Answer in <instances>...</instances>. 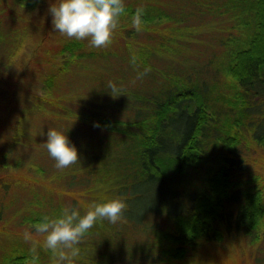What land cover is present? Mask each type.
I'll use <instances>...</instances> for the list:
<instances>
[{"label":"rangeland","instance_id":"374dc122","mask_svg":"<svg viewBox=\"0 0 264 264\" xmlns=\"http://www.w3.org/2000/svg\"><path fill=\"white\" fill-rule=\"evenodd\" d=\"M24 1L0 0V153L10 150L7 144L13 133L19 141L0 163V264L2 254L16 244L33 246L23 239V233L29 230L28 225L23 226V216L51 217L66 206L77 207L83 215L93 203L118 198L109 179L98 182L100 170L113 164L109 152L118 139L105 132L111 130L100 119L132 117L129 95L153 93L162 82L161 73L180 74L182 69L202 65L211 55L213 58L215 53L219 54L224 28L234 21L228 17L231 12L218 14V5L223 7L224 0H144L143 4L128 0L125 3L134 8L150 1L153 8L155 5L165 15L143 22L142 30L137 32L131 23L133 15L126 13L110 46L92 48L87 40L80 41L84 46L77 52H83L84 56L73 59L68 51L59 52L63 44L75 39L53 29L48 12L50 0L33 4ZM205 2L214 12H205L200 5ZM153 13L148 12L149 16ZM133 55L145 65L134 66ZM147 67L151 71L137 79L138 72ZM217 67L215 60L210 72L215 73ZM51 77L49 87L46 80ZM221 77L216 73V80ZM110 81L118 89L113 95L107 87ZM206 82L210 84L209 80ZM144 106L149 110V104ZM184 126L181 122V127ZM50 128L68 136L78 151L79 162L63 170L55 167L54 159L43 146ZM104 149L108 152L106 159ZM236 153L248 171L240 175V182L258 179L264 183V146L250 143ZM90 155H100L101 159L92 162ZM5 161L7 166L3 167ZM134 199H131L133 210L151 202L147 196ZM167 220L163 216H148L142 220L145 225L142 227L158 224L166 228ZM102 221L99 231L96 228L84 236L74 264H82L86 256L94 254L97 243L104 247L108 238L113 242L118 233L121 236L118 240L127 245L124 261L138 264L139 256L147 251L148 230L132 232L118 222ZM258 234L259 240L255 242L242 233L233 237L224 234L219 240L202 242L185 259L176 262L264 264V235L261 230ZM34 244L50 253L51 258L45 264H53L51 252L42 247V238L37 237Z\"/></svg>","mask_w":264,"mask_h":264},{"label":"trees","instance_id":"16d2710c","mask_svg":"<svg viewBox=\"0 0 264 264\" xmlns=\"http://www.w3.org/2000/svg\"><path fill=\"white\" fill-rule=\"evenodd\" d=\"M24 2L33 4L34 0ZM224 2L223 7L218 5V14L231 12L228 17L234 21L223 30L219 54L213 58L211 55L202 65L182 69L180 74L161 73L162 82L157 89L152 87L153 93L129 95L132 117L100 119L111 130L105 132L118 139L109 152L113 164L100 170L98 182L109 179L118 198L128 205L118 224L132 232H149L147 251L139 256L138 264H180L176 261L185 259L202 242L219 240L224 234L233 237L242 233L253 242L259 240V230L264 235V183L258 179L241 183L240 175L248 171L245 164H240L238 153L234 154L250 143L264 146V0ZM125 5L126 13L133 15L136 8ZM200 5L205 12H214L207 2ZM143 7V22L165 15L150 1ZM150 10L154 12L151 16ZM83 46L82 42L71 40L59 52L68 51L69 57L76 59L84 56L77 52ZM215 60L219 67L212 74L210 68ZM137 64L145 65L138 57ZM216 73L222 76L220 80L215 79ZM46 81L51 87L52 77ZM244 122L245 129L241 131ZM11 136L7 144L10 150L19 144L16 135ZM10 150L0 153V163ZM89 157L92 162L101 159L100 155ZM144 196L151 202L133 210L131 199ZM153 215L168 219L167 227L150 224L143 228L142 220ZM42 217L23 216V226L28 225L31 230ZM103 224L98 220L88 233L96 228L99 231ZM120 237L119 233L114 235L113 242L108 238L104 247L97 243L94 254L86 256L82 264H134L124 261L127 245L118 240ZM32 247L16 244L2 254L1 264H30ZM35 247L36 264L48 262L50 253Z\"/></svg>","mask_w":264,"mask_h":264},{"label":"clouds","instance_id":"9594fccd","mask_svg":"<svg viewBox=\"0 0 264 264\" xmlns=\"http://www.w3.org/2000/svg\"><path fill=\"white\" fill-rule=\"evenodd\" d=\"M34 2L38 3V0ZM48 12L52 16L55 32L69 39L87 40L89 47L92 48H107L113 43L114 34L127 9L125 0H50ZM144 14V7L139 6L132 16V27L137 32L142 30ZM131 62L138 67L135 55L132 56ZM150 71L151 68L147 67L143 72H138L137 79ZM107 87L112 95L118 92L116 85L111 81ZM43 146L54 159L58 170L69 168L79 162L78 151L65 133L48 129L47 140ZM127 207L123 199L116 198L89 205L83 215L77 207L66 206L57 216H43L31 226V230H25L23 233L24 241L33 243L30 249L33 254L31 264H36L38 259L34 244L37 237L42 238V247L51 252L53 264H74V260L80 254L78 245L96 222L106 219L116 224L123 219Z\"/></svg>","mask_w":264,"mask_h":264}]
</instances>
